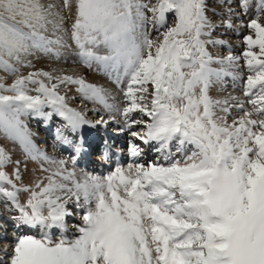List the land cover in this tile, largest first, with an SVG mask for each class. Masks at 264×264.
Here are the masks:
<instances>
[{
  "label": "snow or ice",
  "instance_id": "obj_1",
  "mask_svg": "<svg viewBox=\"0 0 264 264\" xmlns=\"http://www.w3.org/2000/svg\"><path fill=\"white\" fill-rule=\"evenodd\" d=\"M217 3L227 6L229 19L222 22L232 28L233 0ZM235 4L242 14L256 12L246 25L254 37H243L246 102L209 94L224 77L237 78L229 68L238 58L207 50L224 44L212 38L208 0H0V70L15 76L10 85L0 77V134L49 165L40 169L46 175L18 187L3 171L11 158L0 147V199L19 213L0 264H264V0ZM168 13L174 14L171 26ZM73 45L85 67L95 65L119 90V104L81 76L42 69L20 74L17 66L32 67L27 57L60 59ZM68 85L122 117L121 131L159 159L140 162L144 149L130 142L127 168L78 176L83 142L72 144L59 131L74 148L72 168L41 153L26 116H59L72 132L108 123L103 116L93 123L69 107L60 91ZM232 108L240 114L231 116ZM19 163L15 181H22ZM22 192L29 193L26 203ZM72 216L81 223L72 225L78 235L68 239L66 218ZM25 227L39 229L38 237L25 234ZM53 229L60 230L58 239Z\"/></svg>",
  "mask_w": 264,
  "mask_h": 264
},
{
  "label": "rangeland",
  "instance_id": "obj_2",
  "mask_svg": "<svg viewBox=\"0 0 264 264\" xmlns=\"http://www.w3.org/2000/svg\"><path fill=\"white\" fill-rule=\"evenodd\" d=\"M49 2L60 4L61 0H49ZM152 2L154 3L155 0H152ZM232 7L234 8L235 12L238 13V15H233L231 17L233 27L229 29L222 22L229 19L227 6H223V7L220 6L217 3V0H208V9L206 15L215 26L212 38L222 39L224 43L225 42L227 43L229 42V43L227 45L223 44L222 46L209 44L206 46L207 50L211 54H213L214 57L224 58L228 55H233L238 58L235 66L229 68V71L232 72L237 78L233 80L232 76L224 77L222 82H217L213 84L209 94L213 99L222 100V99H226L229 96H233L246 102L247 98L243 95V90L249 72L246 66V61L243 57V52L247 50V46L243 41V37L249 34L253 35L254 37V32L249 30L246 27V25L252 18L255 17L256 12H255V7H252L247 14H242L241 10L236 7L235 0H233ZM213 13L216 14L214 15ZM149 15L151 14L149 13ZM166 17H167V26H171L173 23L174 14L168 13L166 14ZM261 21L264 22V14L261 15ZM235 29L238 30L236 31ZM149 30L153 37L157 35L155 29L149 27ZM253 51H258V49H253ZM26 60L31 62L32 67L21 68L17 66L19 68L20 74L22 75L26 76L31 71L42 69L45 71H53L54 73L57 74L81 76L84 77L86 81L89 83H93L105 87L106 89L109 90L110 93H112V95L116 97V99L120 98L122 101V94L119 92L118 89H116L115 85L109 80L108 76L103 71H98L95 65L92 68H87L80 62L79 57L77 55V50L74 45L68 49L62 50V55L60 59H55L46 55H38L35 57H27ZM212 67L219 68L220 65L213 64ZM0 77L4 78V82L7 85H10L15 79L14 75L6 73L3 70H0ZM77 87L78 86L76 85H68L67 89L62 87L60 90L61 94L67 95V103L69 107H72L78 111L83 112L85 114V118L93 121V123L99 120L101 116H103V118L109 123L106 125L97 124L95 127H92V132H93L92 134L93 137L95 136V138H97V144L99 148L107 145L109 148L111 147L115 149L117 146L122 144L120 142L118 144L117 142L107 138L103 139L104 136L103 134H106L107 132H109L108 133L109 135H113L115 139L117 138V140L119 139L120 141H122L125 144V146H127L126 147L127 149L129 147L130 142L140 145V143H138L136 139L133 140L129 138H123V136L119 134V132H121V127L120 128L116 127L117 124L114 126L112 125L113 122L114 123L117 122L122 117H120L118 114L115 113L116 119L115 120L110 119V115H114V114H110L107 111H105L101 105L95 104L89 100L84 99L76 91ZM31 94L35 95L34 92ZM115 100L110 99L109 102L115 103ZM245 108L250 109L251 105L245 103ZM45 111L46 112L51 111V109L45 108ZM239 114L240 112L236 108L231 109V116H238ZM134 115H138V114H134ZM23 119L32 133V141L36 146V148L41 153L46 154L50 158L57 157L55 159H64L69 161L68 168L71 169L72 168V166H70L71 157L75 155V152L72 149L73 147L71 146V144H70L71 150H69L66 153L61 152V150L59 149L60 145L58 141L61 139L58 138V131L64 137H67L69 141H72V144H77L79 142L78 141L79 137L77 136L73 137L70 135L71 131H69V129L65 126L66 122L56 115H53L52 119L48 121L44 120L42 117H33V116H26ZM46 122H49L50 125L49 132L45 130L44 124H46ZM137 130H141V128L137 127ZM127 134H129L130 136L129 131ZM0 147H2L9 154L11 158V163L7 164L4 167L3 171H5L10 177L13 178L14 182L17 184L18 187H20L22 184L31 185L32 181L36 177H42L46 175V173L41 172L40 169L42 167L48 168L49 167L48 164L44 163L42 160H38V161L32 160L31 158H29L24 154L23 150L21 149L20 145L17 142H14L6 138L3 134H0ZM95 154L96 153L94 152L87 154V158L91 160V162L93 163V171H95V168L99 167L97 162L93 159ZM125 160L123 162V165L124 164L128 165L130 162L128 156L125 158ZM155 160H157V158L156 156H154L152 151L151 155L147 157V159L144 160L143 162L145 161L152 162ZM17 161L20 162L19 171L22 176V181H15V178L13 176V173L16 171L17 168L16 165ZM91 168L92 166L87 168V170ZM112 170L114 171L115 169L111 168L108 170V172L109 171L112 172ZM76 172H78V170H76ZM28 196L29 193H23V192L20 193L19 194L20 202L26 203ZM68 207L71 209L72 205H69ZM14 212L15 211H12V209L3 199H0V214L5 216L4 218L0 219V238H2L0 239V249L5 247L9 249V251L11 250L12 247L11 241L13 240L12 228L14 227V223H15L12 217ZM5 221H7L8 224H4ZM80 223L81 221L79 220L78 216H73V220L66 218L67 229L72 231V234L69 235L70 237L68 239H72L74 238L75 235H78L76 229L73 228L72 225L80 224ZM8 225L11 228L8 227ZM37 233H38L37 231H33L32 233H25V234L37 235ZM59 237L60 235H55L54 239H58ZM3 244L6 246H3Z\"/></svg>",
  "mask_w": 264,
  "mask_h": 264
},
{
  "label": "bare ground",
  "instance_id": "obj_3",
  "mask_svg": "<svg viewBox=\"0 0 264 264\" xmlns=\"http://www.w3.org/2000/svg\"><path fill=\"white\" fill-rule=\"evenodd\" d=\"M236 30V29H235ZM238 30V29H237ZM236 30V31H237ZM232 35V34H231ZM235 35V34H234ZM228 41V40H227ZM226 43V44H225ZM224 43V45H227L228 43L227 42H225ZM230 45V44H229ZM227 48H230V47H227ZM237 51V50H236ZM105 77V76H104ZM235 82V81H234ZM110 89V88H109ZM108 90V89H107ZM112 90V89H111ZM110 90V91H111ZM109 91V90H108ZM117 94V93H116ZM120 100V101H119ZM121 102V99L119 98H117L116 100H115V103H117V104H119ZM111 114H114L115 115V113H111ZM88 120V119H87ZM91 121V120H90ZM93 122V121H92ZM107 124H109V123H107ZM117 124V126L116 127H121L122 128V118L120 119V120H118L117 122H113L112 123V125L114 126V125H116ZM45 125V130L46 131H50V125H49V122H46V124H44ZM104 125V124H103ZM69 129V128H68ZM67 130V129H66ZM135 130H137V128L135 129ZM142 130V129H141ZM141 130H137V131H141ZM69 131H71L70 129H69ZM93 132H92V126H89V125H87V124H85V125H83L79 130H77L76 132H70V135L71 136H73V137H79L78 138V143L77 144H79V143H81V142H83V151L81 152V154H80V156H79V158L77 159V164H76V170H78V172H77V175H82L84 172H87V173H89V174H92V175H99V176H106V175H108L109 173H110V171L108 172V170L109 169H111V168H113V166H114V164H113V162H111L110 160H108V157H113V160H115V157L117 156V155H120L121 156V159H122V163L124 162V160H125V158L128 156V158H129V160H130V162L129 163H132V161H133V158L129 155V153H128V149L126 148L127 146H125V144L122 142V141H120L119 139L117 140V138L115 139V137L113 136V135H109L108 133L109 132H107L106 134H103L104 136H103V139H105V137L107 138V139H110V140H113V141H115V142H117L118 144H119V142L120 143H122V144H120L119 146H117L115 149H113V148H109L107 145L106 146H104V147H102V149L101 148H99V146H98V144H97V138H95V136L93 137V134H92ZM128 133V130H125V131H121V132H119V134H121V136H123V138H129V139H133V140H135V138H133V137H131V135L129 136V134H127ZM130 133V132H129ZM109 140V141H110ZM132 140V141H133ZM59 141V145H60V150H61V152L63 153H66V152H68L69 150H71V146H70V144H66V143H64L62 140H58ZM108 141V142H109ZM136 141H138V143H140V147H142L143 149H144V152H143V155L139 158V160H140V162H143L144 160H146L147 159V157H149L150 155H151V152H152V150L150 149V147L149 146H147V145H143V143L141 142V141H139V140H136ZM114 143V142H113ZM175 148H176V144L175 143H173V145H172V151L174 152L175 151ZM73 150H74V148H72ZM97 149V150H96ZM90 150H94V151H97V154L93 157V159L97 162V164H98V168H95V171H93V163L91 162V160H89V159H87L86 158V152L87 151H90ZM99 150V151H98ZM101 150V151H100ZM153 154H154V156H156V158H157V160L159 159V156H158V154L157 153H155V152H153ZM107 156V158L105 159V157L104 156ZM55 158H57V157H54V159ZM176 158H180V154H177V156H176ZM91 159V158H90ZM126 161V160H125ZM70 166H72V164L70 163ZM92 166V168L91 169H88L87 170V168H89V167H91ZM123 167L124 168H127V165H123ZM113 169H115V168H113ZM113 171V170H112ZM6 202V201H5ZM7 204H8V206L12 209V211H15L14 212V214H13V216L12 217H14V216H16V215H19V213L14 209V208H12V205H11V202L10 201H8V202H6ZM5 216H3V215H1L0 214V219L1 218H4ZM70 220H73V216L72 217H68ZM77 219V218H76ZM77 221V220H76ZM4 224H8V222L7 221H5V223ZM7 226V225H6ZM8 227H10L9 225H8ZM5 228V227H4ZM11 228V227H10ZM13 229V228H12ZM22 231L24 232V233H32L33 231H37L38 233H37V235L39 234V229H30V228H27V227H25V228H23L22 229ZM53 231V238L55 237V235H60V230L59 229H53L52 230ZM70 234H72V231H70L69 229H67V231L64 233V235L67 237V238H69L70 236ZM3 246H6V245H4L3 244ZM3 249H5V247H3L2 249H0V259H3L4 257H3Z\"/></svg>",
  "mask_w": 264,
  "mask_h": 264
}]
</instances>
